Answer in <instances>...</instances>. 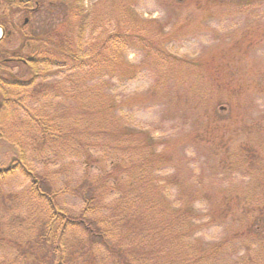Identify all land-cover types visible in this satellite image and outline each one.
<instances>
[{
	"label": "rangeland",
	"instance_id": "1",
	"mask_svg": "<svg viewBox=\"0 0 264 264\" xmlns=\"http://www.w3.org/2000/svg\"><path fill=\"white\" fill-rule=\"evenodd\" d=\"M83 1L86 6L95 7L102 0ZM127 1L132 3L137 17L145 20L152 41L177 60L170 69L165 67V75L156 69L139 70L131 81L104 82L102 91L109 97L108 106L113 105L114 98L115 106L121 101L132 104L124 102L123 113L115 120L120 124L117 138L122 143L111 142L113 137L103 134L101 142L109 156L123 154L128 158L127 151L137 154L133 148L141 144V133L165 140L164 154L172 162L157 174L156 181L162 196L159 204L169 206L155 217L166 227L160 237L162 248L153 253L151 249L156 250L158 239L148 247L138 235L128 233L135 232L128 222L117 221L118 218L125 222L120 208L130 211L128 219L137 211L134 196L124 194L132 189L127 184L132 180L131 174L134 176L133 170L123 167L121 174L115 175L117 179L110 165L101 160L98 148L88 150L98 136H89L84 112L102 108L104 93L93 103L86 99L80 105L75 114L80 133L67 138L64 134L71 131L64 119L67 113L56 111L58 99L52 94L63 76L53 68L46 71L42 82L47 92L32 93L26 99V90L24 94L18 91L13 97L22 95L26 108L10 105V113L0 110V172L10 168L8 174H3L7 176L0 179V264H49L55 258L56 252L47 256L37 246L36 230L47 210L43 199L35 200L29 193L34 177L72 219L82 216L87 200L81 193L85 190V195L94 196V209L88 212V219L99 231H113V235L103 237L113 243L114 249L130 251L131 254L126 253L130 264H264V237L245 231L250 214L236 222L231 217V207L237 203L234 190H254L261 193L260 200L264 201V0ZM102 7L101 15L114 19L122 15L117 0H106ZM56 22L58 18L52 23ZM140 56L134 51L128 53L134 63ZM18 74L20 81L32 78L30 74ZM165 78L170 80L168 84L162 82ZM63 106L67 108L68 102ZM40 126L46 127L48 135L42 133ZM60 133L64 139L57 136ZM23 167L35 176L25 177ZM105 171L112 172L114 180L109 178L102 185ZM175 173L178 182L173 187L166 186V179ZM119 180H123L124 189L115 188ZM143 188L147 189V183ZM178 196L183 199L178 200ZM189 197L195 198L193 218L184 225L188 211L182 206ZM143 208L148 211L147 205ZM213 208L221 215H212ZM257 222L259 231L260 225L264 229V218ZM88 237L81 229L67 235L64 254L69 264H116L115 257H108L104 244L98 247ZM219 244L218 254L200 250V245L210 251ZM44 248L49 252L50 246Z\"/></svg>",
	"mask_w": 264,
	"mask_h": 264
},
{
	"label": "trees",
	"instance_id": "2",
	"mask_svg": "<svg viewBox=\"0 0 264 264\" xmlns=\"http://www.w3.org/2000/svg\"><path fill=\"white\" fill-rule=\"evenodd\" d=\"M102 1L106 2V0ZM102 1L95 7H88L83 0H7L5 2L0 0V27L4 30V35L0 39V110L9 112L10 105L25 107L23 105L25 98L22 95L13 97V94L18 93V91L24 94L26 90L24 94L26 99L32 93L33 96L47 92L44 83H42L46 80V71L56 68L62 74L63 79L56 83L57 86L53 87L52 90L53 96L55 95V98L58 99L55 108L57 112L67 113L64 114L66 116L64 119L66 123L70 124L71 131H66L64 136L67 138L77 137L80 131H77L75 125L77 118L75 114L79 111L80 105L86 99L93 103L100 93H104V106L102 108L88 109L84 112L88 118V128L91 131L89 136H98L94 138L93 143L88 145V150L98 148L102 156L101 160L107 166L110 165L109 169H113L114 176L121 174L123 167L126 171L128 169L133 170L134 176L131 174L132 180L127 184V186L130 184L132 189L125 191L124 194L129 193V195L134 196L137 202V211L134 216L128 219L130 211L126 207L120 208L119 214L125 219V222H121L118 218L117 221L119 224L128 222L135 231L128 230V233L138 235L140 242H145L148 247L151 246L148 244H152L153 240L158 239L159 244L156 250L151 249L155 253L162 248L160 247L162 243L160 237L166 229L155 217L164 212L166 207H169L168 203L159 204L162 196L157 190V174L170 166L172 161L164 154L165 140H159L145 131L146 135L141 133V144L133 148L137 154L133 155L131 151H127L128 158H126L123 154L114 157L106 153V145L101 142V134L106 138L113 137L111 142L122 143L117 138L121 133L120 124L116 123L115 120L120 119L119 113H123L121 108L123 103L130 105L132 102H116L115 106V98L112 97L114 98L111 102L113 105L108 106L109 97L102 91V88L106 85L104 82L108 83L110 79H117L119 82L131 81L136 78L139 70L156 69L165 75L166 72L163 71H168L165 67L168 65L170 69V66L174 65L177 59L171 58L172 55L167 53L165 48L152 41V32H146L145 20L137 17L132 3L127 0H117L122 15L114 19L111 15H101ZM20 18L23 20L20 21ZM57 18L59 22L52 23L57 21ZM115 20H118L117 25ZM34 22H36L35 25L31 27ZM43 22L44 24H41ZM112 22H114L113 25ZM6 42L7 44H5ZM130 51L141 55L137 63L128 59ZM18 72L25 73V76L30 74L32 78L28 81H20ZM158 81L160 82V80ZM98 82L102 83L99 84ZM162 82L168 84L170 80L165 78V81ZM184 85L188 87L185 82ZM30 88L31 90L28 92L27 90ZM63 102L64 104L68 102L67 108L63 106ZM71 122H73V128ZM40 129L44 135H48L45 126H40ZM57 136L60 137L62 134ZM101 148H104L103 154L100 151ZM250 156L246 157V164L248 165ZM14 160L19 162L18 158ZM109 160L112 162L110 161V163ZM120 160L121 163H119ZM18 164V166H22L21 162ZM9 172L10 168L5 172H0V179L7 176H4V173L8 174ZM22 172L25 177L32 178L35 176L25 167L22 168ZM176 174L167 178L164 184L173 187L178 182ZM112 175V172L105 171L104 175L101 176L103 177L102 185H106L109 178L114 180ZM115 177L117 178V176ZM31 180L29 193L31 192V196L35 200L36 198L43 199L45 202L43 205L47 210V214L44 216L45 220L36 230L39 232L35 238L42 254L45 253L49 256V253L56 252L55 258L50 260L51 264L70 263L67 261V254H64L67 253L65 247H68L67 241H69L67 235L79 229L89 234L88 239L91 243L94 242V245L97 244L98 247H102L104 244L108 257H115L116 264L118 262L130 264V258L126 260V253L131 254L130 251H125L122 247L120 251L114 249L113 243H109L103 237V235L106 237L113 235V231L109 228L106 231H99L98 227L93 225V221L88 219V212L90 213L94 209L91 205L94 196L85 195V190L81 193L84 200H87L83 212L80 213L82 216L72 219L55 203L49 191L41 189L39 180L35 177ZM119 182L116 183L117 187L115 188L124 189L123 180H119ZM144 183H147V189L143 188ZM95 186L91 185V187ZM247 189L240 188V191H233V194L237 195V203L231 207L232 213H234L231 217L236 222L240 220L239 217L243 218L244 214H250L249 219L245 221V231L250 235L254 234L258 238H263L262 230L264 229L261 230L263 226L259 224L261 226L259 231L257 221L264 218V201L260 200L261 193L254 190L247 192ZM192 194L194 196V193ZM180 199L183 197L178 196V200ZM249 200L250 202H247ZM194 201L195 198L191 197L184 200L182 207L188 211L184 225L193 218L191 213ZM146 205L148 211L143 208ZM211 213L215 217L221 215L215 208L211 210ZM182 218L184 221V216ZM152 220L153 224H151ZM117 230L119 232L118 228ZM44 245L50 246L49 252L44 248ZM220 245L222 244L213 245L210 251L206 246L202 248L200 245V250L218 254Z\"/></svg>",
	"mask_w": 264,
	"mask_h": 264
}]
</instances>
